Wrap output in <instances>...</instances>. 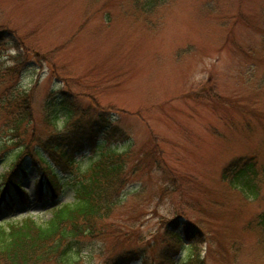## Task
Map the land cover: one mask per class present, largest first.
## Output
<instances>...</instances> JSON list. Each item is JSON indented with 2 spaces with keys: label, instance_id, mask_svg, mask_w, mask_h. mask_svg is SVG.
Masks as SVG:
<instances>
[{
  "label": "rangeland",
  "instance_id": "1",
  "mask_svg": "<svg viewBox=\"0 0 264 264\" xmlns=\"http://www.w3.org/2000/svg\"><path fill=\"white\" fill-rule=\"evenodd\" d=\"M133 9L131 0H0L1 26L44 55L30 54L20 79L32 89L37 136L49 130L46 99L65 96L117 125L115 139L99 134L75 153L70 172L59 170L64 187L54 193L27 160L22 194L7 195L0 219L47 220L56 204L73 200L77 172L104 150L131 146L137 154L154 145L156 160L144 158L150 172L128 185L103 234L76 243L80 264L112 263L128 241L154 251L123 264H166L160 254L172 240L164 225L176 215L207 234V264H264L261 231L248 228L264 200H244L220 180L235 156L264 160V0H170L153 16L154 29ZM65 112H57L58 126ZM10 137L0 129V176L17 150ZM35 142L24 136L30 148Z\"/></svg>",
  "mask_w": 264,
  "mask_h": 264
},
{
  "label": "trees",
  "instance_id": "2",
  "mask_svg": "<svg viewBox=\"0 0 264 264\" xmlns=\"http://www.w3.org/2000/svg\"><path fill=\"white\" fill-rule=\"evenodd\" d=\"M169 1L131 0V5L136 9L135 16H144L141 21L146 26L150 25L149 29H154L157 23L153 21V16ZM262 17L264 25V15ZM2 24L0 129L11 135L10 140L17 150L9 170L0 176V204L11 192L22 194V181L28 173L27 160L36 168L40 184L45 180L54 193L60 188V183L64 187L59 170L70 172L75 165L76 152L86 144L94 145L99 134H104L108 140L115 139L117 131V125L104 112L93 116L89 107L80 108L65 96L60 104L46 99L44 107L49 130L44 137L37 136L32 125V89L22 86L20 79L30 60L29 55L33 54L37 60L44 55L24 46V41L8 32ZM10 47H14L16 53L9 55L7 49ZM62 110L66 111L65 119L58 126L57 112ZM29 132L37 141L33 148L23 143L24 136ZM120 136L125 137L123 132ZM153 146L142 147L137 154L131 146L125 149L114 146L104 150L88 167L77 172L73 200L56 204L47 220L39 221L31 215L21 219H0V264H80L82 255L76 243L103 234L100 227L116 213L128 192V185L150 172V164L144 158L156 160ZM220 180L244 200H264V160L260 161L253 155L235 156L221 168ZM164 226L165 235L172 240L160 254V258L167 260L166 264H207L202 255V243L207 241V248L212 245L200 227L178 215L167 219ZM250 227L259 228V241L264 248V210L252 217ZM151 246L141 241L138 244L128 241L118 253L113 254L109 264L142 259L145 252L151 254L154 251ZM182 250L186 252L185 257L176 259L177 253Z\"/></svg>",
  "mask_w": 264,
  "mask_h": 264
}]
</instances>
